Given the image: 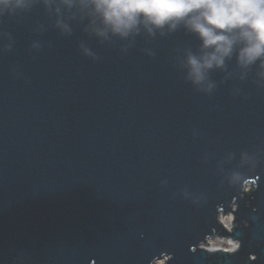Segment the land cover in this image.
<instances>
[{
    "label": "water",
    "instance_id": "obj_1",
    "mask_svg": "<svg viewBox=\"0 0 264 264\" xmlns=\"http://www.w3.org/2000/svg\"><path fill=\"white\" fill-rule=\"evenodd\" d=\"M56 6L0 16V264H264L255 68L199 91L183 27L104 37Z\"/></svg>",
    "mask_w": 264,
    "mask_h": 264
},
{
    "label": "clouds",
    "instance_id": "obj_2",
    "mask_svg": "<svg viewBox=\"0 0 264 264\" xmlns=\"http://www.w3.org/2000/svg\"><path fill=\"white\" fill-rule=\"evenodd\" d=\"M32 0H0V16L26 8ZM92 18L98 35L128 38L141 30L150 35L183 27L200 41L198 53L189 51L186 78L197 90L211 93L215 84L209 73L223 69L235 57L239 68H255L264 81V0H45ZM65 32L68 24L57 21ZM89 55L91 53L85 49ZM243 78V77H242ZM264 86V85H262ZM247 191V189H246Z\"/></svg>",
    "mask_w": 264,
    "mask_h": 264
},
{
    "label": "rangeland",
    "instance_id": "obj_3",
    "mask_svg": "<svg viewBox=\"0 0 264 264\" xmlns=\"http://www.w3.org/2000/svg\"><path fill=\"white\" fill-rule=\"evenodd\" d=\"M210 244H215V245H232V243H230L229 240L223 239V238H220V237H215L214 239H212L210 241Z\"/></svg>",
    "mask_w": 264,
    "mask_h": 264
}]
</instances>
